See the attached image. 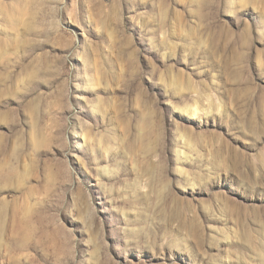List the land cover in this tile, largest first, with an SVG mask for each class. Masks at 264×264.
<instances>
[{"label": "rangeland", "instance_id": "374dc122", "mask_svg": "<svg viewBox=\"0 0 264 264\" xmlns=\"http://www.w3.org/2000/svg\"><path fill=\"white\" fill-rule=\"evenodd\" d=\"M0 264H264V0H0Z\"/></svg>", "mask_w": 264, "mask_h": 264}, {"label": "bare ground", "instance_id": "6f19581e", "mask_svg": "<svg viewBox=\"0 0 264 264\" xmlns=\"http://www.w3.org/2000/svg\"><path fill=\"white\" fill-rule=\"evenodd\" d=\"M194 111V110H193ZM195 113V112H194Z\"/></svg>", "mask_w": 264, "mask_h": 264}]
</instances>
